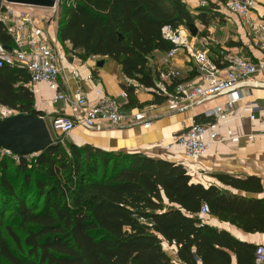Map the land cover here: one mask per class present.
Wrapping results in <instances>:
<instances>
[{
    "label": "trees",
    "instance_id": "trees-1",
    "mask_svg": "<svg viewBox=\"0 0 264 264\" xmlns=\"http://www.w3.org/2000/svg\"><path fill=\"white\" fill-rule=\"evenodd\" d=\"M216 8L211 0L197 12L183 0H58L54 16L57 39L79 57H107L153 90L159 71L149 57L171 48L161 28L206 26ZM0 45L14 48L1 21ZM29 81L25 68L1 66L0 103L44 118ZM122 87L129 105L140 106L134 85ZM52 139L31 159L0 153V264H178L162 243L175 245L183 264H258V244L198 213L207 204L219 221L264 234V197L251 195L262 192L259 177L217 173L230 189L205 186L173 161Z\"/></svg>",
    "mask_w": 264,
    "mask_h": 264
},
{
    "label": "crops",
    "instance_id": "crops-1",
    "mask_svg": "<svg viewBox=\"0 0 264 264\" xmlns=\"http://www.w3.org/2000/svg\"><path fill=\"white\" fill-rule=\"evenodd\" d=\"M183 1L191 12H197L200 0H190V3L187 0ZM211 1L217 5L214 11L216 15L206 26L200 22L195 25L197 35L207 38L209 54L215 57L220 51L228 49L232 53L243 54L254 62L264 59V49L258 50L245 44L244 40L248 41V38L237 16L220 7L223 1ZM255 1L264 8V0ZM28 10V13L34 16L41 36L46 38L58 52L61 68L59 80L70 100L53 103L50 101L52 91L44 83L33 85L34 106L43 112L45 120L47 118L51 120L56 115H74L71 101L76 98L77 91L82 90L92 100L93 90L99 88L105 94L116 97L125 112L144 110L150 121L147 127L142 124L103 125L99 129L77 126L69 132L68 140L75 144L89 143L109 151L142 153L182 164L193 181L205 186L214 184L230 189L217 180L215 177L217 173L236 177L257 176L261 180L262 192L251 195L264 197V135L260 133L264 129V88L242 89L243 98L237 106L218 117H206L204 112L224 104L226 97L223 95L185 110L169 108L164 98L159 96L156 98L151 89L127 79L117 62L100 56L81 58L77 52L70 50L68 42H60L57 39V21L53 9L29 8ZM46 15L47 19H45ZM196 46L203 47L200 43ZM164 53L154 51L149 57V61L153 62H149V65L158 71L165 68L162 61ZM99 60H103L101 66L97 65ZM172 63L180 69L181 78L199 79L193 62L183 48L176 51ZM73 70L77 71V75L72 74ZM130 84L134 85L133 96L140 106H130L128 98L122 96L124 91L122 85ZM252 103L263 109L256 110L255 119L249 118V108ZM195 116H200L201 122L212 123L218 137L204 154L196 161H191L178 144L177 138L192 121H195ZM249 134H254L252 140L248 139ZM202 219L210 225L228 230L241 240L264 245V234L243 232L210 214ZM169 247L171 250L168 255L178 264H183L176 256V246ZM231 264H235L234 258Z\"/></svg>",
    "mask_w": 264,
    "mask_h": 264
},
{
    "label": "built area",
    "instance_id": "built-area-1",
    "mask_svg": "<svg viewBox=\"0 0 264 264\" xmlns=\"http://www.w3.org/2000/svg\"><path fill=\"white\" fill-rule=\"evenodd\" d=\"M0 21L10 34L14 48L8 53L0 45V67L5 63L19 65L25 68L29 75L31 88L38 83H44L52 91L50 101H70L68 93L63 90L59 80L61 68L59 55L55 47L42 37L37 28L34 16L25 11H15L11 4L2 0ZM206 0H200L199 6H205ZM237 16L239 24L246 33L249 45L255 49H264V8L255 0H223L220 7ZM55 8L53 12L55 14ZM163 39L171 43V48L163 55L165 68L160 69L153 92L164 98L169 108L185 110L202 104L218 96H225L226 102L206 110V117H218L227 114L243 98L244 88H264V59L256 62L243 54L232 53L225 49L212 57L207 47V38L192 35L185 26L173 27L169 24L161 28ZM200 43L203 47L197 48ZM179 48H183L195 66L198 80L181 78V71L172 63ZM73 75L77 71L73 70ZM94 98L89 99L82 90H78L72 100L74 115H56L51 121V127L59 135H66L77 126L87 129L101 128L103 125L120 126L122 124H142L147 127L150 121L144 110L132 113L121 108L116 97L102 92L99 88L93 90ZM122 96L127 98L123 91ZM264 107V106H263ZM256 110H263L256 103L249 108V118L255 119ZM19 114L12 107L0 103V120ZM264 135V129L260 132ZM218 137L210 122L192 121L178 136L177 142L184 149L187 158L196 161L204 154L210 144ZM254 134H249L252 140ZM1 154L18 159L7 150ZM34 155V154H33ZM28 156V155H27ZM209 214V207L203 204L198 213L203 218ZM255 261L264 264V245L255 249Z\"/></svg>",
    "mask_w": 264,
    "mask_h": 264
},
{
    "label": "water",
    "instance_id": "water-1",
    "mask_svg": "<svg viewBox=\"0 0 264 264\" xmlns=\"http://www.w3.org/2000/svg\"><path fill=\"white\" fill-rule=\"evenodd\" d=\"M58 0H4L8 4L43 7L54 9ZM192 35L197 34L193 23L185 26ZM122 40V36L118 35ZM10 53L11 47L1 46ZM103 60L97 65L101 66ZM53 139L50 135L45 119L28 113H19L0 120V151L7 150L14 155H33L47 148Z\"/></svg>",
    "mask_w": 264,
    "mask_h": 264
},
{
    "label": "rangeland",
    "instance_id": "rangeland-1",
    "mask_svg": "<svg viewBox=\"0 0 264 264\" xmlns=\"http://www.w3.org/2000/svg\"><path fill=\"white\" fill-rule=\"evenodd\" d=\"M187 2L190 3V0H187ZM11 5H12V8L13 9L23 10L25 12H28L29 11L28 10L29 8H40L41 10H49V9L43 8V7L25 6V5H17V4H11ZM47 17L48 16L46 15L45 16V19H47ZM195 23L197 25L198 21H195ZM244 42H245V44H248V45L250 44L249 41H247V40H244ZM149 62L152 63L153 61L151 60ZM45 122H46V125L48 127V130L50 132L51 137L52 138H54V137L55 138L60 137V140L62 141L63 145L65 146V148H67V140L69 138V133H67L65 136L64 135H59L56 131H54L52 129V127H51V121L48 118L45 120ZM31 158H32V155H28V159H31ZM16 161L17 160L14 159V162H16ZM10 168H13V165H10ZM162 245H163L164 250L168 254H170V250H171L170 247L166 243H162Z\"/></svg>",
    "mask_w": 264,
    "mask_h": 264
}]
</instances>
